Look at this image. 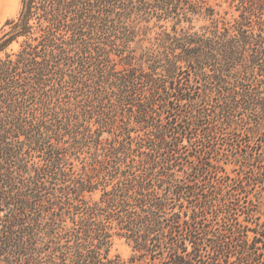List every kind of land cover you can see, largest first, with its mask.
<instances>
[{
	"label": "trees",
	"instance_id": "16d2710c",
	"mask_svg": "<svg viewBox=\"0 0 264 264\" xmlns=\"http://www.w3.org/2000/svg\"><path fill=\"white\" fill-rule=\"evenodd\" d=\"M258 188L264 0H20L0 264H264Z\"/></svg>",
	"mask_w": 264,
	"mask_h": 264
},
{
	"label": "rangeland",
	"instance_id": "374dc122",
	"mask_svg": "<svg viewBox=\"0 0 264 264\" xmlns=\"http://www.w3.org/2000/svg\"><path fill=\"white\" fill-rule=\"evenodd\" d=\"M20 10V0H0V29L7 20L17 18ZM80 166L79 162L75 163ZM233 165H227L226 170L230 175H233ZM264 198V189L258 188ZM262 211V210H261ZM263 213V212H262ZM264 219V218H263ZM119 256L124 264H131L129 259L132 255L130 248L122 240H115L111 249V256Z\"/></svg>",
	"mask_w": 264,
	"mask_h": 264
}]
</instances>
